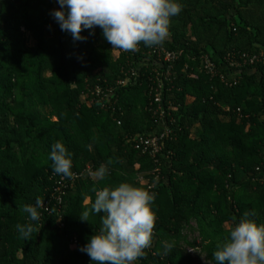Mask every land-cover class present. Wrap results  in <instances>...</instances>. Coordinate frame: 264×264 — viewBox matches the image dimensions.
<instances>
[{"label": "trees", "instance_id": "obj_1", "mask_svg": "<svg viewBox=\"0 0 264 264\" xmlns=\"http://www.w3.org/2000/svg\"><path fill=\"white\" fill-rule=\"evenodd\" d=\"M179 3L163 44L124 52L99 46V28L73 41L50 15L57 0H0V264H90L79 248L103 213L90 223L78 215L96 191L122 182L154 196L151 246L134 264H202L189 247L216 264L218 243L246 212L264 224V0ZM161 49L180 53L169 71ZM156 76L159 103L149 94ZM164 128L159 162L134 148ZM57 141L73 174L103 164L109 175H56L49 153ZM37 198L44 206L31 222L23 208ZM26 223L34 231L23 239L17 225ZM167 242L175 247L164 255Z\"/></svg>", "mask_w": 264, "mask_h": 264}, {"label": "clouds", "instance_id": "obj_2", "mask_svg": "<svg viewBox=\"0 0 264 264\" xmlns=\"http://www.w3.org/2000/svg\"><path fill=\"white\" fill-rule=\"evenodd\" d=\"M59 8L50 12L61 31L73 41H83L82 31L94 34L101 29L111 48L136 52L142 42L145 47L158 46L169 38L170 18L182 11L179 0H57ZM51 170L64 178H73L71 153L62 142H55L49 153ZM109 175L101 164L94 173L103 181ZM154 196L130 183L96 191L90 209L79 214L81 222H89L90 215H101L99 230L90 235L79 248L90 258V264H134L144 258L151 246L155 216L151 209ZM25 205L23 212L31 222H38V209ZM255 212H246L230 230L228 236L213 252L216 264H264V224L249 219ZM21 238L28 239L34 231L32 223L17 225ZM164 255L173 251V242L162 245Z\"/></svg>", "mask_w": 264, "mask_h": 264}, {"label": "built area", "instance_id": "obj_3", "mask_svg": "<svg viewBox=\"0 0 264 264\" xmlns=\"http://www.w3.org/2000/svg\"><path fill=\"white\" fill-rule=\"evenodd\" d=\"M24 30V28H22ZM161 54L164 57V60L169 63L167 66V70L169 71L170 68H172L173 63L179 58L180 53L178 51H167L166 49H161L160 50ZM258 56L253 57L251 60L253 61L254 59H257ZM171 63V65H170ZM201 63L203 64V68L207 70L209 73H213L215 71V65L214 62L210 60L208 56H203ZM135 75L137 73L134 71ZM154 83L149 87V94L154 98L156 102H162V87L163 83L160 79L159 76H156V79L152 80ZM156 81V82H155ZM127 82L126 79H121L118 81L119 85H125ZM97 94H99V90L96 91ZM169 135V131L164 128L160 131H157V133L149 136H139L135 139L134 141V148L140 151L143 154L149 155L154 162H159L158 155L162 149V139L163 137H166ZM88 172H91V170H87ZM85 172L79 174V173H74L73 174V180L76 178H82ZM158 173V172H155ZM157 178V177H156ZM63 194L64 192H61V196H54V198L58 201L61 207L62 199H63ZM59 207V210H60Z\"/></svg>", "mask_w": 264, "mask_h": 264}, {"label": "rangeland", "instance_id": "obj_4", "mask_svg": "<svg viewBox=\"0 0 264 264\" xmlns=\"http://www.w3.org/2000/svg\"><path fill=\"white\" fill-rule=\"evenodd\" d=\"M104 42H105V39L102 36L101 39L97 43L99 44V46H103V43ZM89 175H90V172L87 171V172L84 173L83 177H87ZM137 178H138V180L140 182H142L144 184L145 183H147V184L149 183V177H147V175L144 172H138L137 173ZM197 237H198L197 233H188V239L189 240L197 239ZM197 241H199V240H197ZM188 250H189V252L192 253L193 256L196 257V259L199 258L200 259V262L202 264H210L206 260L205 256L203 254H201L199 248L197 249V248L189 247Z\"/></svg>", "mask_w": 264, "mask_h": 264}, {"label": "crops", "instance_id": "obj_5", "mask_svg": "<svg viewBox=\"0 0 264 264\" xmlns=\"http://www.w3.org/2000/svg\"><path fill=\"white\" fill-rule=\"evenodd\" d=\"M137 168H138V165H136V169H137ZM86 172H87V170H86ZM94 173H95V172H92V171H91L89 177L92 178V179H95L94 176H93ZM145 184H146V183H145Z\"/></svg>", "mask_w": 264, "mask_h": 264}]
</instances>
